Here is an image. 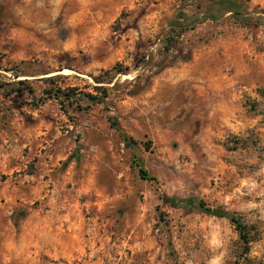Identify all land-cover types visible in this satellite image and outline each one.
I'll return each mask as SVG.
<instances>
[{"label":"rangeland","instance_id":"obj_1","mask_svg":"<svg viewBox=\"0 0 264 264\" xmlns=\"http://www.w3.org/2000/svg\"><path fill=\"white\" fill-rule=\"evenodd\" d=\"M215 1L0 0V264H264V0Z\"/></svg>","mask_w":264,"mask_h":264},{"label":"trees","instance_id":"obj_2","mask_svg":"<svg viewBox=\"0 0 264 264\" xmlns=\"http://www.w3.org/2000/svg\"><path fill=\"white\" fill-rule=\"evenodd\" d=\"M215 3L218 6H224L222 8L226 9V12L232 11V13H235L237 15L241 14V11H236L238 8L236 7H241L239 3H237V0H216ZM208 10H210L208 8ZM0 69H5L3 68L2 61H1V56H0ZM14 77H17L18 74L14 73ZM19 82H22L19 80ZM7 83H0V87H3ZM89 98L95 99L97 98L96 96H91L89 95ZM122 140L125 145L131 146L133 143V139L129 136L122 135ZM139 172L143 178H146V171L142 169L141 167L139 168ZM172 204L176 206H185V207H196L202 212L216 215V216H224L228 218L231 222H233L236 226V229L239 231L240 237L244 240V242L248 241V232L246 231V226L240 221V219L234 215L233 213L221 209V208H211L207 206L203 201H198L195 203L191 198H185V199H176V198H169L168 199Z\"/></svg>","mask_w":264,"mask_h":264}]
</instances>
